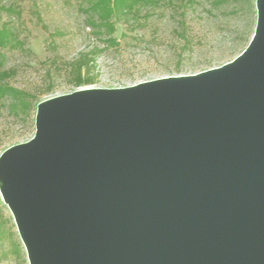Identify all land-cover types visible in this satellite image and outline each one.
<instances>
[{
  "label": "water",
  "instance_id": "obj_1",
  "mask_svg": "<svg viewBox=\"0 0 264 264\" xmlns=\"http://www.w3.org/2000/svg\"><path fill=\"white\" fill-rule=\"evenodd\" d=\"M231 60L39 101L0 153L28 264H264V0Z\"/></svg>",
  "mask_w": 264,
  "mask_h": 264
},
{
  "label": "rangeland",
  "instance_id": "obj_2",
  "mask_svg": "<svg viewBox=\"0 0 264 264\" xmlns=\"http://www.w3.org/2000/svg\"><path fill=\"white\" fill-rule=\"evenodd\" d=\"M8 4L13 11L4 9ZM84 17L77 0H0V26L7 24L20 41L0 48V70L11 72L4 80L9 86L30 94L24 107L3 99L0 153L33 135L38 101L80 88L194 74L231 60L253 32L256 13L254 0L217 6L194 0L176 10L163 0L133 27L117 22L113 45L84 27ZM93 46L100 51L91 53ZM0 264H28L1 196Z\"/></svg>",
  "mask_w": 264,
  "mask_h": 264
},
{
  "label": "trees",
  "instance_id": "obj_3",
  "mask_svg": "<svg viewBox=\"0 0 264 264\" xmlns=\"http://www.w3.org/2000/svg\"><path fill=\"white\" fill-rule=\"evenodd\" d=\"M79 11L85 14L84 27H88L90 32L95 36H105L103 39L107 44L113 45L117 41L112 34L116 30L115 24L119 21L126 22L127 26L133 27L138 23L139 17H147L151 10L159 6L163 0H77ZM194 0H179V4L174 5V0H167L168 3L174 6L175 10L183 6H188ZM210 5L217 6L224 3L226 0H209ZM7 11H13V8L8 4L4 7ZM181 12H183L181 10ZM183 15V14H181ZM252 34V33H251ZM250 34V36H251ZM185 41V46L188 43L185 35L180 33ZM250 36L247 38L245 46L249 41ZM20 43L17 40L14 30L7 24L3 23L0 26V48L7 45H14ZM244 46V47H245ZM243 47V48H244ZM100 51V49L93 46V51ZM1 57V54H0ZM1 64V62H0ZM10 71L0 70V107L3 104V99L11 98V106L15 107L17 104L21 106L27 105V97L29 93L9 86L4 80L10 75ZM39 102V101H38ZM37 102V103H38ZM36 103V104H37Z\"/></svg>",
  "mask_w": 264,
  "mask_h": 264
}]
</instances>
